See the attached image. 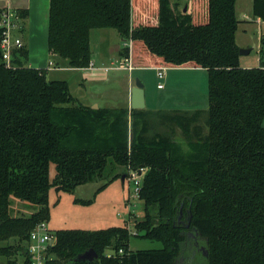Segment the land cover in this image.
I'll return each mask as SVG.
<instances>
[{"label": "trees", "instance_id": "16d2710c", "mask_svg": "<svg viewBox=\"0 0 264 264\" xmlns=\"http://www.w3.org/2000/svg\"><path fill=\"white\" fill-rule=\"evenodd\" d=\"M235 2L189 0L182 12L169 0H48L47 49L68 67L91 61L92 30L114 29L134 67L205 69V110L91 108L65 80L27 66L25 45L8 67L0 49V241L17 240L0 247L6 264H17L30 231L47 222L51 189L101 181L97 192L139 169L143 216L133 229L161 247L130 251L126 225L59 229L52 264H188L199 242L205 264H264V36L258 64L242 65ZM13 11L22 32L28 10ZM251 15L264 20V0L251 1ZM12 197L37 209L12 216ZM89 249L96 260L74 261Z\"/></svg>", "mask_w": 264, "mask_h": 264}, {"label": "rangeland", "instance_id": "374dc122", "mask_svg": "<svg viewBox=\"0 0 264 264\" xmlns=\"http://www.w3.org/2000/svg\"><path fill=\"white\" fill-rule=\"evenodd\" d=\"M12 1V2H11ZM171 3H177L178 9L180 11L186 6L189 5V0H170ZM10 2L13 3L12 6H24V4L29 2L28 0H8V6H10ZM47 2V1H45ZM45 2L41 0H30L31 8L28 15L31 14L32 22L31 28L27 29L23 34V39L25 40V45L27 49V59L23 61L27 66L32 64L36 66V64H40L41 60L36 63L37 58L41 57L40 53L46 52L47 48V23L46 20L40 19L41 15L37 16V4L42 11V6H46ZM251 0H238L236 4V15L239 24L241 25V11L249 10ZM7 0H0V8L6 6ZM173 5V4H171ZM30 13V14H29ZM104 30V29H102ZM100 29H94L91 31L90 39H91V47L94 46V39L99 32ZM105 33H108L105 38L104 45L109 43L119 42V34L114 29H105ZM108 31V32H107ZM256 31L254 30V33ZM255 39L252 37H244L243 33L238 30L237 32V40L240 44L239 48H247L250 45H245L243 43L248 42L251 44ZM129 42V41H128ZM121 44V42H119ZM254 51H251V55L249 59H252ZM257 57L258 54L256 53ZM43 56V55H42ZM109 66V63L108 65ZM146 69H141L139 71H133L130 78H132V82L135 79H139L138 77H134V74L142 77L144 79L145 85V94H146V109L149 110H163V111H171L170 106L172 105L173 99L172 94L174 90L180 91L183 85H180V79L178 81L177 86L175 85L172 89L169 87V83L166 84V87L162 90L156 89V84L164 83V79H158L156 74L152 70V68L144 67ZM59 74L60 72H55ZM128 71H116L110 70L109 72H105L106 77L110 78L109 81H105L104 79H100L98 82L90 83L87 85V89H80L78 86L73 85L74 83L71 81L72 75L67 76L70 78L71 83V92L72 94H76L78 92L79 95L95 93L97 99L99 100L100 107H122L123 100L126 97L127 93V77ZM113 77V78H112ZM198 76L197 78H199ZM140 80V79H139ZM141 81V80H140ZM184 88V87H183ZM200 88V87H198ZM150 92L152 94V98H150ZM204 92V90H203ZM207 92V89H206ZM164 95L165 98L163 97ZM168 96V99H167ZM174 96V95H173ZM171 97V98H170ZM150 99L153 100V107L151 109ZM156 100V101H155ZM155 102V103H154ZM207 107V101L201 110H205ZM156 108V109H154ZM264 117L262 119V126L264 127ZM121 168H117V172H119ZM54 168L53 165H50V176H53ZM101 181H92L86 184L78 185L71 192H55L53 189L49 191L48 195V203H49V217L46 222L47 228L51 232H55L59 229H86V230H97L106 228L109 226H124L126 225L130 231L131 236L129 238L128 247L130 251L136 250H146V249H158L161 247V244L156 241H150L147 239H143L140 236H135L133 230V220L141 219L143 216V203L138 199L136 193L134 192L135 184L133 180L128 179L121 180V177L115 179L111 183H109L106 187L96 192L97 187L101 184ZM77 199L91 200L89 204H81L79 202H75ZM37 209L36 205L18 200L16 198H10V214L12 216L20 217V216H28L32 212ZM17 242L16 239H9L6 241H0V247H5L7 245H12ZM200 248H198L195 252H192L191 258L195 256L193 260H189L188 264H205L206 257L203 252L199 249H202L203 242H199ZM107 252V251H106ZM188 253V252H187ZM6 257L0 255V264H6ZM186 260L181 261L180 264H185Z\"/></svg>", "mask_w": 264, "mask_h": 264}, {"label": "crops", "instance_id": "0c3cea01", "mask_svg": "<svg viewBox=\"0 0 264 264\" xmlns=\"http://www.w3.org/2000/svg\"><path fill=\"white\" fill-rule=\"evenodd\" d=\"M27 4L25 3L24 6H21V8L27 9L28 12H30L31 3L30 0H28ZM42 5L43 2H45L46 6L39 7V4H37V16L41 15L40 19L46 20L47 23V13H48V0H41ZM252 1V0H251ZM12 2V1H11ZM10 2V6H8V0L6 3V6L8 8L14 10L15 8H20V6H12L13 3ZM170 5L171 4H177V3H171L169 0ZM238 0L235 2V16L236 15V4ZM178 5V4H177ZM4 8V7H3ZM187 9V8H186ZM30 14V13H29ZM241 25L238 23L237 29L235 32V44L239 48L240 44L237 40V32L240 30L243 33L244 37H252L254 36L255 39L253 40L254 46H251L248 42H245L243 44L250 45L251 51H254L252 59H249L251 55V51L247 55L240 56L242 65L246 67L255 66L258 64V57L256 53L258 54V50L260 48L261 38L264 36V20L260 19H254L251 15V2H250V8L247 10L241 11ZM239 20V19H238ZM31 22L32 17L31 14L28 15L26 19L23 20L22 25V32H16V35H18L23 45H25V40L23 39V34L27 29L31 28ZM47 25V24H46ZM106 28H104L105 30ZM100 29V33H98L94 39V46L91 47V39H90V51H91V62L98 67L97 69H87V68H71L68 67L66 64V61L59 58L58 56L49 53L48 49L46 48V52H41L40 56L37 58L36 63L41 60L40 64H36V66L31 67L35 68H41L45 70L46 78L48 80H65L68 83L70 94L78 99L83 105L89 106L91 108H97L100 107L99 100L97 99L98 96L95 95V93L88 94H81L79 95L78 92L76 94H72L71 92V83L70 78L67 76L66 73H69L68 75H72L71 81L74 83L73 85L78 86L80 89H87V85H90V83L98 82L100 79H104L105 81H109L110 78L106 77V74L104 71L99 69V67L110 65V63H123L124 59L129 58V42L123 40L121 37H119V42L116 43H109L107 45H104L103 42H105L106 36H108V33H105V31ZM254 30L256 31V34L254 33ZM108 32V31H107ZM91 34V32H90ZM26 46V45H25ZM128 47V53L127 57H124L122 55V51L124 48ZM242 48V47H241ZM43 55V56H42ZM50 63H53L52 65H49ZM132 66V65H131ZM163 76L162 79H164L163 86L161 88H157V90H162L166 87V84L169 83V87L171 89L177 84V79H180V85H183L181 87L180 91L174 90L172 94V105L170 106V110H187V109H200L203 107L207 101V83H206V70L198 67H163ZM141 69H146L143 67H134L132 66L131 71H128V77H127V95L125 99L123 100V106L129 107V100H130V90L132 86L134 85V81L132 82L131 75L133 76V71H139ZM152 70L156 74L157 68L152 67ZM116 71H125V69L121 68ZM55 72H60L59 74H56ZM109 72V71H108ZM200 76L199 78H197ZM134 77H138L142 83H144V79L136 74H134ZM113 78V77H112ZM200 87V88H198ZM204 90V92H203ZM174 95V96H173ZM166 95L163 97L165 98ZM150 98L153 99L152 94L150 92ZM171 98V97H170ZM144 99H145V107H146V94H145V85H144ZM150 99V107L152 109L153 100ZM168 99V96H167ZM156 101V100H155ZM155 103V102H154ZM156 109V108H154ZM264 122V121H263ZM263 124V123H262Z\"/></svg>", "mask_w": 264, "mask_h": 264}, {"label": "built area", "instance_id": "2783aa9c", "mask_svg": "<svg viewBox=\"0 0 264 264\" xmlns=\"http://www.w3.org/2000/svg\"><path fill=\"white\" fill-rule=\"evenodd\" d=\"M19 19H17L15 12L7 7L1 8L0 11V30H1V59L6 67L10 66V60L12 56V51L14 49H19L23 42L21 38L16 35L18 30ZM50 63L49 65H52ZM87 69H97L91 61L84 67ZM125 69L131 71L132 66L130 59H124L123 63H110L109 66L99 67L104 72L110 70ZM164 68L160 67L156 70V77L161 79L163 76ZM163 85L158 83L157 88H161ZM140 173V174H139ZM143 173L142 169L137 171H131L129 173L128 179L133 180L135 184L134 192L136 196L138 194L139 184L141 175ZM129 229V228H128ZM130 230V229H129ZM134 230V229H133ZM135 234V231H133ZM55 242L54 232H51L46 225L45 221H41L35 225V227L30 231L29 238L27 242V247L24 255L19 256L17 264H52V253L51 249ZM118 253H123L122 249L118 250ZM113 255L112 252L107 251L106 256L110 257Z\"/></svg>", "mask_w": 264, "mask_h": 264}, {"label": "water", "instance_id": "95a60500", "mask_svg": "<svg viewBox=\"0 0 264 264\" xmlns=\"http://www.w3.org/2000/svg\"><path fill=\"white\" fill-rule=\"evenodd\" d=\"M186 11V6L183 8L182 12ZM251 51V47L247 48H238V54L240 56L247 55ZM145 108V99H144V84L139 79H135L134 85L130 90V100H129V109L140 110ZM140 174V173H139ZM124 176H121L123 181ZM204 255L206 252L204 251ZM98 255L92 249L84 251L83 253L78 254L74 261L78 262H91L96 260Z\"/></svg>", "mask_w": 264, "mask_h": 264}]
</instances>
